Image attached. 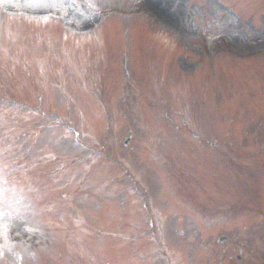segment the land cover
Segmentation results:
<instances>
[{
    "label": "rangeland",
    "instance_id": "obj_1",
    "mask_svg": "<svg viewBox=\"0 0 264 264\" xmlns=\"http://www.w3.org/2000/svg\"><path fill=\"white\" fill-rule=\"evenodd\" d=\"M155 6L0 0V264H220L256 235L264 0Z\"/></svg>",
    "mask_w": 264,
    "mask_h": 264
},
{
    "label": "flooded vegetation",
    "instance_id": "obj_2",
    "mask_svg": "<svg viewBox=\"0 0 264 264\" xmlns=\"http://www.w3.org/2000/svg\"><path fill=\"white\" fill-rule=\"evenodd\" d=\"M261 219L260 221L256 220L260 227L254 228L256 229L252 233L256 235H252L250 237L244 238L242 235H238L235 237V243L237 244L235 248L236 252L231 253L228 248L227 237L224 238V241L221 244H224L222 247V254L220 264H264V211L259 209L258 214L256 215ZM239 241V244L237 242ZM225 259H224V258ZM211 264V262L209 261Z\"/></svg>",
    "mask_w": 264,
    "mask_h": 264
},
{
    "label": "bare ground",
    "instance_id": "obj_3",
    "mask_svg": "<svg viewBox=\"0 0 264 264\" xmlns=\"http://www.w3.org/2000/svg\"><path fill=\"white\" fill-rule=\"evenodd\" d=\"M31 1H38V0H31ZM169 1H173V0H149V2L153 3L156 6L158 4V6L161 8V10L165 9L166 2L168 3ZM159 7H156L155 9L160 10Z\"/></svg>",
    "mask_w": 264,
    "mask_h": 264
}]
</instances>
